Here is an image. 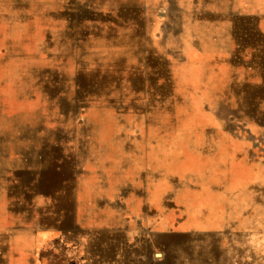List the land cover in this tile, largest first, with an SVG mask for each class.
<instances>
[{"label":"rangeland","instance_id":"rangeland-1","mask_svg":"<svg viewBox=\"0 0 264 264\" xmlns=\"http://www.w3.org/2000/svg\"><path fill=\"white\" fill-rule=\"evenodd\" d=\"M0 264H264V0H0Z\"/></svg>","mask_w":264,"mask_h":264}]
</instances>
